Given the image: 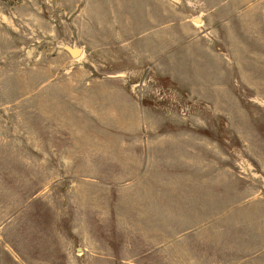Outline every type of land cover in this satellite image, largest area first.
<instances>
[{
  "label": "rangeland",
  "instance_id": "rangeland-1",
  "mask_svg": "<svg viewBox=\"0 0 264 264\" xmlns=\"http://www.w3.org/2000/svg\"><path fill=\"white\" fill-rule=\"evenodd\" d=\"M0 264H264V0H0Z\"/></svg>",
  "mask_w": 264,
  "mask_h": 264
},
{
  "label": "water",
  "instance_id": "water-1",
  "mask_svg": "<svg viewBox=\"0 0 264 264\" xmlns=\"http://www.w3.org/2000/svg\"><path fill=\"white\" fill-rule=\"evenodd\" d=\"M70 54L72 55V57H77L80 54L79 50H72L70 51Z\"/></svg>",
  "mask_w": 264,
  "mask_h": 264
}]
</instances>
